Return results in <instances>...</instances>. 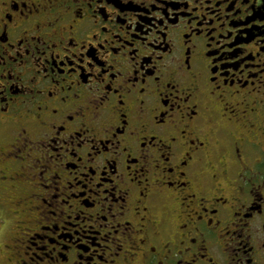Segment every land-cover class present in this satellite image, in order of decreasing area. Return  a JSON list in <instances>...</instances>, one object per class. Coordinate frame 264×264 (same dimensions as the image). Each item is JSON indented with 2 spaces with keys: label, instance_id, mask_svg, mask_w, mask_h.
I'll list each match as a JSON object with an SVG mask.
<instances>
[{
  "label": "flooded vegetation",
  "instance_id": "1",
  "mask_svg": "<svg viewBox=\"0 0 264 264\" xmlns=\"http://www.w3.org/2000/svg\"><path fill=\"white\" fill-rule=\"evenodd\" d=\"M0 207V264H264V0H0Z\"/></svg>",
  "mask_w": 264,
  "mask_h": 264
},
{
  "label": "rangeland",
  "instance_id": "2",
  "mask_svg": "<svg viewBox=\"0 0 264 264\" xmlns=\"http://www.w3.org/2000/svg\"><path fill=\"white\" fill-rule=\"evenodd\" d=\"M1 211H5L3 207H0V220L6 218L5 215H4V213L1 212ZM4 217H5V218H4ZM2 234H3V233H2ZM0 242H1V240H0ZM3 243H4V240L2 239V242L0 243V245H2ZM2 249H3V247L0 246V252H1ZM1 253H2V252H1ZM1 253H0V255H1Z\"/></svg>",
  "mask_w": 264,
  "mask_h": 264
}]
</instances>
